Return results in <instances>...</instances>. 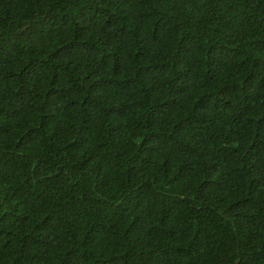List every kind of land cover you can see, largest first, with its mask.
<instances>
[{
	"label": "trees",
	"instance_id": "1",
	"mask_svg": "<svg viewBox=\"0 0 264 264\" xmlns=\"http://www.w3.org/2000/svg\"><path fill=\"white\" fill-rule=\"evenodd\" d=\"M0 264H264V0H0Z\"/></svg>",
	"mask_w": 264,
	"mask_h": 264
}]
</instances>
